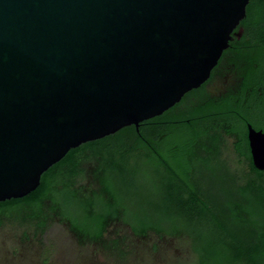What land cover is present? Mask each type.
<instances>
[{
  "label": "water",
  "instance_id": "1",
  "mask_svg": "<svg viewBox=\"0 0 264 264\" xmlns=\"http://www.w3.org/2000/svg\"><path fill=\"white\" fill-rule=\"evenodd\" d=\"M251 0H0V202L211 77ZM242 29L237 32L241 35ZM264 171V130L248 123Z\"/></svg>",
  "mask_w": 264,
  "mask_h": 264
},
{
  "label": "trees",
  "instance_id": "2",
  "mask_svg": "<svg viewBox=\"0 0 264 264\" xmlns=\"http://www.w3.org/2000/svg\"><path fill=\"white\" fill-rule=\"evenodd\" d=\"M241 24L245 27L242 39L255 46L242 54V60L251 56L258 66L250 69L248 83L239 95L228 94L220 100L201 97L185 110L143 121L141 132L132 125L72 149L43 174L37 190L23 198L0 202V217L24 211L27 217L45 224L48 209L91 240H101L111 221L122 219L139 235L153 231L199 237L202 244L194 245L193 250L200 264H264V171L253 165L247 128L248 122L264 128V97L258 89L264 73V0H251ZM250 83L253 92L247 95ZM172 118L179 121L161 122ZM228 138L233 139L234 150L255 173L256 177L244 185L222 156ZM83 156L95 157L101 163L96 176L101 188L92 193L83 192L75 183L82 173L79 165ZM136 157L153 168L164 187L163 205L155 204L160 214L156 219L130 210L112 182L122 166L116 159L126 162ZM206 177L227 183L226 208H216L210 199ZM177 217L186 219L185 228L168 229ZM199 221L206 231L198 235L189 224Z\"/></svg>",
  "mask_w": 264,
  "mask_h": 264
},
{
  "label": "rangeland",
  "instance_id": "3",
  "mask_svg": "<svg viewBox=\"0 0 264 264\" xmlns=\"http://www.w3.org/2000/svg\"><path fill=\"white\" fill-rule=\"evenodd\" d=\"M253 123L259 128V124ZM222 156L238 176L240 184L244 185L256 177L248 161L234 150L232 138H228L224 145ZM116 162L122 166L112 182L120 198L140 216L151 219H156L157 214L160 216L155 204L163 205L165 192L153 168L145 165L140 157L126 162L116 159ZM97 165L95 157L84 160L82 173L75 178L76 187L89 193L99 189L94 175ZM204 183L216 208H226L228 192L224 186L227 183L223 185L208 177ZM26 214L23 211L0 217V264H200L193 250L194 245L202 244L196 236L151 232L145 237H134L128 226L116 222L108 227L101 240H87L77 238L69 223L48 209L43 218L45 224H41V219H31ZM177 218L173 225H167L168 229L185 228L186 219ZM199 222L189 224L198 235L206 231L203 222ZM109 241H117L119 250L109 249Z\"/></svg>",
  "mask_w": 264,
  "mask_h": 264
},
{
  "label": "flooded vegetation",
  "instance_id": "4",
  "mask_svg": "<svg viewBox=\"0 0 264 264\" xmlns=\"http://www.w3.org/2000/svg\"><path fill=\"white\" fill-rule=\"evenodd\" d=\"M241 29L243 31H242L241 35L239 36V35H237V32H239ZM244 33H245V27L242 24H240L233 33V39L230 41V46L224 51V53H223L222 57L220 58L218 64L213 69L211 77L208 79V81H206L199 88L194 89V90L190 91L189 93H187L179 103H177L175 106L170 108L164 114H166L169 111H172V113L173 112L176 113V112H180L182 110H185V109H187V107L189 105H191V103L198 102L201 99V97H203L202 99H204L206 97H211V98H216V100H220V99L225 98L228 94L239 95L241 93V91H243L245 84L248 83L247 81H248L250 69H252L253 67L255 68V66L256 67L258 66V63L251 59V56H250V59L249 58H243L244 60H242V57H243L242 54L244 52H246L247 50H250V51L253 50L255 47L252 45V43H250V41L248 42V40L245 41L242 39ZM261 83H262L261 86L258 88L259 89V95L264 97V73L263 74L261 73ZM198 91L201 92L200 95L196 94V92H198ZM245 92L247 93V95L250 94L251 92H253L252 84H251V86L250 85L248 86V88L245 90ZM178 121H179V119L172 118L170 120L164 119L161 122L167 124V123L178 122ZM248 123H251V122H248ZM248 123H247V125H248ZM251 124L254 126L253 123H251ZM133 126H135V125H133ZM254 127L256 129H263L264 130V128H261V127H259V128L256 126H254ZM137 131L141 132L140 126H139V129L137 128ZM141 136L144 137V135H142V134H141ZM87 153L89 154V151H86V154ZM89 158H91V157H89ZM85 159H88V158H85V156H83L82 160L80 162V165H79V167L81 169H82V164H83ZM100 169H101V163H100V160H98V165L95 167V170H94L95 176H97ZM98 184H99V189H100L101 184L100 183H98ZM116 222L121 223V224L124 223L126 226H128V228L131 230V232H130L131 236H134V237L135 236L136 237H145L146 236V235H139L137 232L134 231V229L132 228V226L129 223L124 222L122 219H115V220L111 221L110 225L112 223H116ZM69 227H70L71 232L77 238L91 240L88 237L84 238L78 232L74 231L71 228L70 224H69ZM107 232H108V228L105 231L103 237H105ZM95 241H97V240H95ZM117 241H109L107 247L109 249H114L117 251V249L120 247L118 245L119 241H118V243H117Z\"/></svg>",
  "mask_w": 264,
  "mask_h": 264
}]
</instances>
